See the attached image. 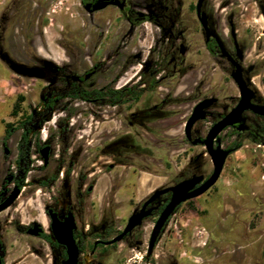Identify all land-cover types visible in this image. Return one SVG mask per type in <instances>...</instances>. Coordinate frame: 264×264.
<instances>
[{
    "label": "flooded vegetation",
    "instance_id": "1",
    "mask_svg": "<svg viewBox=\"0 0 264 264\" xmlns=\"http://www.w3.org/2000/svg\"><path fill=\"white\" fill-rule=\"evenodd\" d=\"M80 5L90 16L114 10L133 31L150 23L156 28L158 40L146 60L143 51L131 54L117 44L114 52L102 60L94 51L89 66L84 63L82 70L47 59L26 66L41 69L39 80L45 85L39 107L13 123L10 135L6 129L2 138L0 160L13 163L5 188L0 189V205L18 188L20 194L7 211L26 188L33 186L49 195V200L44 205V220L28 224L9 221L8 227L21 236L43 240L51 250L53 264H65L69 257L67 247L52 233V215L60 223L73 220L77 264H128L135 252L141 255V262L135 260L136 264H181V251L189 242L177 219L192 202L211 194L220 179L203 195L175 208L151 249L155 227L173 200V191L166 190L201 178L184 196L210 179L214 165L205 140L212 128L231 113L232 123L216 138L214 148L220 145L232 150L229 159L248 145L264 147V0H80ZM102 5V9H95ZM138 61H144V66L128 77ZM102 67H117L113 79L102 86L89 85ZM241 83L247 87L249 100L243 99ZM103 90L104 97L97 96L96 92ZM83 91L93 95L84 99ZM111 91L123 92V100L113 105ZM206 101V118L193 126L189 138L187 123L195 108ZM53 104L56 107L51 119L38 127ZM80 104L87 105L93 117L106 118L113 112L111 117L119 116L121 122L119 128L102 132L106 134L101 137L103 142L93 145L87 160L81 156V145L77 146V133L84 130H73L70 124ZM58 111H63L65 118L55 120ZM31 114L35 116L33 125H22ZM54 121L55 132L44 136L46 125ZM162 128L166 129L164 133H183L179 141L171 139L168 143V147L182 150V156L172 158L180 160L178 171L168 172L166 182L153 188L154 179L160 178V164L147 149H153L154 140H147L138 131L156 136ZM16 136V155L11 157L10 145ZM38 158L40 164L35 165ZM33 167L42 174L30 180ZM143 174L153 177L146 189L138 187ZM139 214L144 216L141 223L114 242ZM234 214V222H238L240 215ZM1 225L0 256L6 264L7 245ZM250 237L254 236L243 233L244 246L254 243L246 240ZM162 244L168 252L163 258L159 255Z\"/></svg>",
    "mask_w": 264,
    "mask_h": 264
},
{
    "label": "rangeland",
    "instance_id": "2",
    "mask_svg": "<svg viewBox=\"0 0 264 264\" xmlns=\"http://www.w3.org/2000/svg\"><path fill=\"white\" fill-rule=\"evenodd\" d=\"M157 37L156 28L150 23L133 31V27L114 10L90 16L81 7L80 0H0V50L24 66H34L47 59L59 64H72L82 70L84 63L89 66V57L94 55V51L101 55L102 60L114 52L117 44L131 54L143 51L146 60L157 43ZM141 65L144 66V61L135 62V68L128 77L136 74ZM116 70L117 67H102L100 75L89 85L108 83ZM44 85L39 79L17 74L0 59V159L6 125L17 123L19 118H25L32 109L39 107ZM78 109L70 124H73V130H84L77 133V146L81 145V156L87 160L93 145L103 142L101 137L106 134L102 132L119 128L121 122L119 116L111 117L113 112L102 118L91 116L87 105L80 104ZM55 117V120H61L65 113L58 111ZM179 123L181 121L175 125ZM56 126L55 121L47 124L44 136L47 132H55ZM97 127L98 133L94 134ZM164 130L162 128L156 136L151 132L138 131L147 140H154L153 149H147L160 164V178L154 179L153 188L166 182L168 172L178 171L180 160L172 158L182 156V150H174L168 147V143L171 139L179 141L183 133H164ZM18 140L19 136H16L10 145L11 157L16 155ZM156 144H162V147H156ZM12 163L13 160H0V189L5 188L4 181L12 172ZM38 164L40 158L35 163ZM41 174L33 167L30 180ZM151 178L143 174L138 187L148 188ZM127 187L131 188V185ZM48 200L49 195L38 187L26 188L18 202L0 214L7 245L6 264H53L51 250L43 240L21 236L8 227L9 221L28 224L44 220L43 209ZM234 212L240 215L238 222H234ZM177 220L189 242L181 251V264H264V147L248 145L232 155L211 194L192 202ZM46 230L49 231L48 226ZM246 231L254 236L246 240L254 243L244 246L243 233ZM226 235L230 237L224 238ZM166 250L162 244L159 249L161 258ZM140 258V253L135 252L128 264H136L135 260L141 262Z\"/></svg>",
    "mask_w": 264,
    "mask_h": 264
},
{
    "label": "water",
    "instance_id": "3",
    "mask_svg": "<svg viewBox=\"0 0 264 264\" xmlns=\"http://www.w3.org/2000/svg\"><path fill=\"white\" fill-rule=\"evenodd\" d=\"M103 7H104V5H102L100 7H96L95 9L99 10V9H102ZM200 7H201V4H199V6H198L199 11H200ZM1 52H3V51L0 50V59L3 62H5L14 72H16L19 75L32 78L31 75L26 76L25 74L22 73V70L26 66L15 63V61H13L6 53L3 52V54H2ZM19 67H21L22 70ZM241 88L243 91V99L249 100V98H247V87H246L245 83H241ZM208 102L209 101L200 103L195 108L192 117L189 119L187 126H186V134L189 138H190L193 126L198 121L204 120L206 118L205 108L208 107V104H207ZM256 111L259 113H262L261 111H258V110H256ZM232 116H233V113L228 115L222 122L215 125L212 128V130L209 132L208 137L205 140L207 153L211 157V159H212L211 161L214 165V173L210 177V179L205 184H203L199 189H197L196 191H194L188 195L183 196V194L194 189V187L197 185V183L200 181L201 178H199L197 180L193 179V180H189V181H184L183 183L179 184L177 187L166 190V191H173V193H174L173 200L171 201V203L169 204L167 209L164 211L159 223L155 227V230H154L153 235H152L151 244H150L151 249L154 246V243L157 239L159 232L161 231V229L164 225V222L174 212L175 208L184 201H187L189 199H194V198H197V197L203 195L209 189H211L220 179V177L224 171V167H225V164L227 162V159H228L229 155L232 153V150H224V149H222V147L220 145L217 148H214V143H215L216 138L219 136V134L228 125H230L232 123V120H231ZM161 193H165V191H163ZM19 194H20V190L17 188L12 193V195L9 197V199L6 200V202H4L2 205H0V213L5 211L7 208H9L14 203V201L18 198ZM159 194H160V192L157 193L155 195V197L158 196ZM143 217L144 216L142 214H139V215L133 217L131 219L128 227L126 228L125 232L123 233V235H121L119 238H117L114 242L120 241L125 235H127L129 232H131L137 225H139L141 223V220L143 219ZM52 221L53 222H52L51 228H52L53 235L55 236L56 240L60 244L67 247L69 258L65 262V264H77L78 247H77V245L73 239V229H74L73 220L67 219V221L65 223H60L58 221L56 215H52ZM0 264H3L1 256H0Z\"/></svg>",
    "mask_w": 264,
    "mask_h": 264
},
{
    "label": "trees",
    "instance_id": "4",
    "mask_svg": "<svg viewBox=\"0 0 264 264\" xmlns=\"http://www.w3.org/2000/svg\"><path fill=\"white\" fill-rule=\"evenodd\" d=\"M3 54V52H1ZM16 63V62H15ZM13 64V63H12ZM21 70L22 68L19 67ZM22 73L25 74L26 76H29L31 75L32 78H36V79H41L42 78V72H41V69L39 68H30V67H25L23 70H22ZM98 95L97 96H101V97H104L105 95V92L104 90L101 91V92H96ZM131 93L130 91L128 92V94ZM138 94V93H136ZM136 94L134 95V97L136 96ZM93 95V93L89 92V91H83L81 92V97L86 99V98H89ZM111 95H112V104L115 105L117 102H120L123 100L124 98V94L123 92H115V91H111ZM130 95V94H129ZM127 101V100H126ZM56 107V105H51L49 106V110L48 112L42 117V120L40 121V123L37 125L38 127L42 126V124L44 122H47L51 119V112L52 110ZM17 115V113L15 114ZM34 119H35V116L34 115H29L27 116L26 118V121L23 122L22 125H33L34 123ZM12 127L11 124H7L6 125V129H7V134L8 136L10 135V128Z\"/></svg>",
    "mask_w": 264,
    "mask_h": 264
}]
</instances>
